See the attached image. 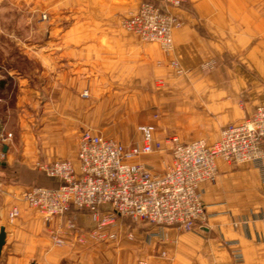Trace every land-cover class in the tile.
Here are the masks:
<instances>
[{
  "label": "crops",
  "instance_id": "crops-1",
  "mask_svg": "<svg viewBox=\"0 0 264 264\" xmlns=\"http://www.w3.org/2000/svg\"><path fill=\"white\" fill-rule=\"evenodd\" d=\"M142 1L18 0L71 23L59 37L66 62L55 64L49 98H97L101 105L160 103L166 108L165 122H144L155 127L156 139L165 131L176 132L184 142L199 138L209 143L219 139L225 125L246 119L264 105V0H187L181 7H168L182 24L174 30L170 51L121 28V18L136 12ZM173 60L182 73L172 66ZM205 62L213 65L204 67ZM59 104L56 101V112ZM65 109L72 112L68 104ZM60 131L22 128L18 142L8 144L0 158V228L7 234L0 264H110L112 258V264H136L137 259H145V264H264L261 171L221 159L218 180L201 185L205 223L193 231L155 226L152 235L149 225L120 222L123 232L141 233L130 248L124 241L117 249L112 245L116 243L89 235L94 228L90 215L76 206L46 223L22 194L29 186L60 184L38 170L39 163L72 154ZM14 206L20 214L11 218ZM72 220L77 227L70 230ZM53 232L69 242L54 245ZM80 232L86 233L84 244L73 242ZM162 250L168 257L154 255Z\"/></svg>",
  "mask_w": 264,
  "mask_h": 264
},
{
  "label": "built area",
  "instance_id": "built-area-1",
  "mask_svg": "<svg viewBox=\"0 0 264 264\" xmlns=\"http://www.w3.org/2000/svg\"><path fill=\"white\" fill-rule=\"evenodd\" d=\"M185 1L144 0L121 24L142 41L170 51L174 47V30L182 24L167 8L180 7ZM171 64L183 72L177 61ZM212 65L213 62L203 64L204 67ZM140 130L142 142L132 146L90 129L83 130L76 161L57 158L38 164L39 170L60 184L29 186L23 191L22 200L46 223L65 214L72 206L88 211L94 224L89 235L97 241L116 243L119 241L116 229L122 217L192 231L198 221L205 219L201 185L218 180L219 159L229 164L255 166L264 179V105L257 106L246 119L225 125L213 143L204 139L184 142L177 134L158 140L152 126H141ZM165 148H169L172 162L161 174L137 160ZM19 214L18 206L10 211L11 218ZM67 227L75 229L76 222L70 221ZM73 238V242L84 244L86 233L80 232ZM52 241L56 246L69 242L58 232L52 233Z\"/></svg>",
  "mask_w": 264,
  "mask_h": 264
},
{
  "label": "rangeland",
  "instance_id": "rangeland-1",
  "mask_svg": "<svg viewBox=\"0 0 264 264\" xmlns=\"http://www.w3.org/2000/svg\"><path fill=\"white\" fill-rule=\"evenodd\" d=\"M51 12L42 6L23 5L18 3V0H0V125L2 126L0 158H4L7 151H4L5 145L18 142L22 128L34 131L42 128L60 129L66 145L71 144L73 151L70 156L66 152V155L55 159L77 160L80 132L84 128L115 138L126 146L141 143L140 127L146 126L144 122L155 120L163 123L168 117L166 108L162 104L118 102L101 105L97 98H49L50 88L55 80L54 75L57 74L55 64L66 62V57L61 54L62 40L59 37L71 24L65 17L57 15L54 19ZM45 14L46 17H44ZM124 18H121L120 26L127 31L121 24ZM85 92L83 97L88 96ZM56 101L60 103L58 112L55 111L57 108L54 109ZM17 104L20 105L17 106ZM66 104L72 112L64 110ZM152 127L155 131V127ZM166 133L163 131L157 139L164 140L172 134ZM168 149L141 156L137 160L146 164L154 173L161 174L172 162V155ZM201 221L205 223L203 219L198 221L196 226ZM133 223L135 227L144 226L140 222L133 221ZM120 227L119 224L116 229L119 241L121 240L120 244H117L118 241L112 245L118 249L122 242L127 241L130 248L131 241L138 238L140 230L133 232L131 229V231L123 232ZM172 227L185 232L176 226ZM147 228L152 235L156 234L155 231L152 232L155 226ZM154 255L165 258L168 257V252L166 254L163 250L156 251ZM144 260L137 259L135 263L145 264ZM108 262L112 264L113 258Z\"/></svg>",
  "mask_w": 264,
  "mask_h": 264
},
{
  "label": "water",
  "instance_id": "water-1",
  "mask_svg": "<svg viewBox=\"0 0 264 264\" xmlns=\"http://www.w3.org/2000/svg\"><path fill=\"white\" fill-rule=\"evenodd\" d=\"M1 130H2V126L0 125V131ZM6 150H7V145L4 146V151H6ZM6 236H7V234H6L5 227L2 226L0 228V254H1V250H2V248L4 246V244L6 242Z\"/></svg>",
  "mask_w": 264,
  "mask_h": 264
},
{
  "label": "trees",
  "instance_id": "trees-1",
  "mask_svg": "<svg viewBox=\"0 0 264 264\" xmlns=\"http://www.w3.org/2000/svg\"><path fill=\"white\" fill-rule=\"evenodd\" d=\"M151 1H154V0H151ZM120 221L123 222V223H126L128 225H131V227H135V223H133V220L128 218V217H122L120 218ZM143 224H146V225H149V226H155V225H150L148 223H143Z\"/></svg>",
  "mask_w": 264,
  "mask_h": 264
}]
</instances>
